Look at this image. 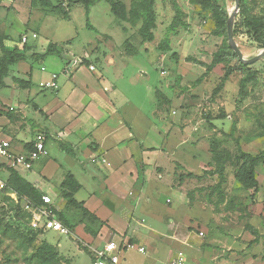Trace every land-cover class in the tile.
I'll list each match as a JSON object with an SVG mask.
<instances>
[{"label": "rangeland", "instance_id": "1", "mask_svg": "<svg viewBox=\"0 0 264 264\" xmlns=\"http://www.w3.org/2000/svg\"><path fill=\"white\" fill-rule=\"evenodd\" d=\"M121 1L128 8L131 0ZM174 1L182 10L187 27L170 35V50L160 52L157 44L166 35L174 16L170 0L156 2L154 41L144 44L137 34L138 26L131 29L130 36L122 31L108 0H96L87 11L77 0H13L0 6V58L3 47H19L20 38L26 35L29 45L37 46L38 50L54 44L61 53V56L48 55L42 62L26 61L32 68L35 85L47 81L51 72L60 73L59 66L63 68L65 64L59 57L66 59L88 50L92 59L96 58L99 70L113 81L118 72H124L120 85L129 99L127 112L132 118L135 108L145 114L147 121L143 124L163 133L162 138L156 137V144L170 150L167 151L170 164L161 169L163 179L155 181L158 195L154 199L162 205L161 213L149 210L145 199L136 205L135 199L132 223L140 224L143 220L164 239L171 236L170 221L176 218L177 227L182 225L186 234L194 230L198 238L205 236L206 229H221L222 233L244 241L227 252L226 264H234L233 258L245 254L264 260V160L255 167L256 189H245L235 179L238 149L251 156L264 153V57L248 65L254 78L244 87L240 82L247 69H236L215 93L225 72L234 69L238 59L220 62L208 73L199 63L210 65L214 55L228 45L224 25L235 1ZM238 5L253 23L260 25L264 39V0H238ZM33 33L38 35L36 40L32 39ZM128 36L127 43H123ZM234 43L246 60L264 50L243 36L234 37ZM121 53L135 56L120 57ZM109 56L114 58L115 66L107 64ZM80 61L85 63L84 58L80 57ZM17 67L11 68L15 75ZM59 78L65 79L62 73ZM46 151L49 155L37 163L36 169L47 161L58 167L50 185L58 186L62 174L70 171L84 183L85 190L90 189L73 167L71 157L58 144L48 142ZM37 172L36 176L42 179ZM50 192L57 200L55 193ZM165 198L170 202L164 203ZM11 206L9 201L7 207L0 208V264H42L35 255L44 240L32 238ZM70 209L69 218L79 226L82 211ZM196 236L191 238L193 242ZM250 239H257L258 244L246 247ZM67 241L71 251L67 258L61 259L69 260L68 264H91L90 257L78 250L75 241ZM185 252L176 248L168 255L165 251L153 253L146 247V253L140 254L126 249L118 254L119 264H169L179 255L187 264H196L188 260Z\"/></svg>", "mask_w": 264, "mask_h": 264}, {"label": "crops", "instance_id": "2", "mask_svg": "<svg viewBox=\"0 0 264 264\" xmlns=\"http://www.w3.org/2000/svg\"><path fill=\"white\" fill-rule=\"evenodd\" d=\"M125 6L127 7L126 4ZM118 22L122 31L129 35L133 27L127 22L120 20ZM129 36L123 43H127ZM26 38V43L22 44L19 41V47L15 46L19 51H23L24 60L9 67L8 75L3 80L4 86L0 87V140L10 142L13 154L30 149L33 143L39 140L44 141L45 148L48 142H55L71 157L73 167L90 188L85 190L84 183L70 171L62 174L58 186L50 185L51 176L58 167L47 161L41 168L36 169L37 163L44 157L35 161L29 170L23 168L15 170L41 195L50 197L54 213L63 215L68 222L69 236L51 231L38 236L57 254L59 260L57 264H64L66 261L68 264L69 260L61 259L67 258L66 254L71 251L67 239L75 241L78 250L85 252L90 259L88 246L100 247L106 241H113L118 245L140 243L137 246L144 247L145 253L146 247L153 253L165 251L168 255L176 248L184 249L188 260L193 263L226 264L229 257L227 252L242 245L244 241L230 236V233H222L221 229L212 231L206 229L205 236L198 238L194 230L186 234L182 225L179 224L177 227L176 218L170 221L171 236L164 239L154 226L144 224L143 220L140 224L132 223L134 209L132 204L135 199L136 205L145 199L149 210H159L161 213L162 205L155 200L158 195L155 181L163 179L161 169L170 164V156L167 153L169 149L156 144V137L162 138V131L148 128L143 124L147 117L136 108L132 110L135 118L127 112L129 99L125 88L120 85V81L125 78L124 72H118L116 80L113 81L99 70L96 58L93 60L92 53L88 50L84 54L77 56L73 54L66 59L59 57L65 64L63 68L60 66L58 68L65 77L64 80L60 81L59 72H51L47 81L41 80L35 85L32 68L26 61L42 62L48 56L44 54L47 46H41L38 50L37 46L29 45V37ZM37 38L38 35L33 33L32 39ZM23 48L25 49L22 50ZM121 56L130 58L135 55L121 53ZM80 57L85 59L84 64ZM106 62L108 65H116L111 56ZM13 66H18L16 75L13 69L11 70ZM90 66H93L94 70H90ZM41 69V72L45 71L44 68ZM53 74L57 75V89L50 91L41 88L39 84L50 81ZM16 80L28 81L30 87L20 88ZM34 86L37 90H34ZM136 118L138 119L133 121ZM46 155H49L48 152ZM36 170L42 179L36 176ZM158 172L161 175L157 176ZM8 176V172L1 167L0 178L6 181ZM67 176H72L79 185L73 199L82 204L83 209L87 211V214L82 212L79 226L69 218L67 213L70 212L71 206L60 196V184ZM50 191L55 193L57 200ZM167 201L170 202L165 198L164 203ZM169 212L172 214L173 210ZM193 236L197 237L195 242L191 239ZM145 243H149L150 246ZM256 244L257 239H250L246 247ZM233 263L264 264V260L252 259L245 254L239 259L233 258Z\"/></svg>", "mask_w": 264, "mask_h": 264}, {"label": "trees", "instance_id": "3", "mask_svg": "<svg viewBox=\"0 0 264 264\" xmlns=\"http://www.w3.org/2000/svg\"><path fill=\"white\" fill-rule=\"evenodd\" d=\"M158 0H131L130 5L127 8L124 3L119 0H108V4L110 6L111 13L120 21L129 23L132 27L138 26L137 34L141 40V42H152L154 41V30L156 29V2ZM78 3L83 4L86 8H88L96 3V0H77ZM171 5L174 10V16L172 18L171 23L169 24L166 35L164 38L157 44V49L160 52H168L169 49V37L170 35L176 34L179 28L185 29L187 25L183 21V12L177 3L174 0H170ZM226 31V27L224 25V32ZM243 36L250 42H254L258 44L259 48H264V39L261 35V27L260 25H256L253 23L249 16L241 10L239 7V11L235 16V22L233 26V39L234 37ZM227 38V34H226ZM24 49V48H23ZM22 49V50H23ZM45 55L58 54L61 53L58 51L57 45L51 44L46 48L44 53ZM23 51H19L17 48L7 49L3 47V55L0 58V87L4 86L3 80L8 75V69L10 66L17 64L18 62L24 60ZM236 54L230 49L228 45L224 46L221 50H219L213 57V60L210 65H204L203 63H199L206 67V73L210 72L212 68L225 60H233L236 59ZM238 59V58H237ZM247 69V75H245L240 82L241 87H244L250 80L254 78L252 71L250 70L248 65L242 64L239 60H237V65L234 69H228L224 76L221 79L220 84L215 89V93L218 92L222 88L223 83L227 80L230 73L234 70ZM16 83L20 88L30 87V83L27 81H19L16 80ZM264 160V153L258 154L256 156H251L247 153L242 152L238 149L237 155V165L238 168L235 173V179L239 182V184L245 189H256L257 181L255 178V167ZM9 176L6 180L7 190L6 192H13L20 198H26L31 203L41 204V193L38 192L34 188L33 185L28 183L15 170L7 171ZM221 174V171H219ZM60 196L63 198L67 205L79 209L83 212V214H87V211L83 209L82 204L77 203L73 199V194L79 189V185L75 182L72 176H67L64 181L60 184ZM3 200L7 203L10 201L11 207H14L17 211L16 215L21 216V222L25 224L27 232L31 233L32 238L38 237L41 232H31L27 228V224L29 223V215L22 212L17 204L14 203L8 197H3ZM3 209V207L1 208ZM50 210L54 213L53 208L50 207ZM57 219L67 227L68 222L64 218L63 215L55 213ZM68 228V227H67ZM35 257L40 260L42 264H57L58 257L54 250L47 245L46 242H42L40 246L36 250Z\"/></svg>", "mask_w": 264, "mask_h": 264}, {"label": "built area", "instance_id": "4", "mask_svg": "<svg viewBox=\"0 0 264 264\" xmlns=\"http://www.w3.org/2000/svg\"><path fill=\"white\" fill-rule=\"evenodd\" d=\"M13 0H0V6L6 3H11ZM35 37V35H33ZM21 43L27 41L26 36L21 37ZM94 70L93 66L89 67ZM41 70H44L43 68ZM39 86L43 89L54 91L57 89V75L53 74L50 81L40 83ZM174 115L175 112H172ZM47 154L45 143L39 140L33 143L32 147L22 153L13 154L10 150V142L7 140H0V168L3 167L5 171L17 170L23 168L25 170L31 169L33 163ZM6 181L0 178V208L7 207V203L3 197H8L15 204L18 205L22 212L29 215V223L27 228L29 231L42 234L46 232H54L59 235L69 236V229L63 225L56 217L55 213L50 210L52 205L50 197L47 195L41 196V204L31 203L26 198H18L13 192H6ZM202 236V233H200ZM124 249H133L140 254H145V249L142 246H135L134 244H116L113 241H106L100 247L88 246L91 255V264H117L119 262V255ZM169 264H187L182 256L175 257Z\"/></svg>", "mask_w": 264, "mask_h": 264}, {"label": "water", "instance_id": "5", "mask_svg": "<svg viewBox=\"0 0 264 264\" xmlns=\"http://www.w3.org/2000/svg\"><path fill=\"white\" fill-rule=\"evenodd\" d=\"M235 1V7L233 9V12L229 15V18L227 20V24H226V34H227V43L230 47V49L236 54L238 60L245 65H251L254 62H256L257 60H259L260 58L264 57V50H262L256 57H253L252 59L246 60L243 58L241 52L239 51V49L237 48L236 44L234 43V39H233V24H234V18L235 15L238 12V0H234Z\"/></svg>", "mask_w": 264, "mask_h": 264}]
</instances>
